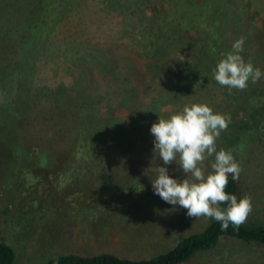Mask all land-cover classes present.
I'll use <instances>...</instances> for the list:
<instances>
[{"label":"trees","instance_id":"1","mask_svg":"<svg viewBox=\"0 0 264 264\" xmlns=\"http://www.w3.org/2000/svg\"><path fill=\"white\" fill-rule=\"evenodd\" d=\"M90 1L89 12L72 8L68 0H0V139L8 142L7 150L33 153L37 167L30 173L24 166L25 175L35 178L47 168L46 156L59 155L54 171L72 179L79 165H97L82 191L90 207L80 209L73 201L71 215L109 219L112 225L138 223L155 216L148 207L158 209V202L141 205L139 197L120 192L115 179L138 170L154 146L150 128L159 118L186 104L206 103L233 117L217 150L232 151L237 158L258 144L264 153V76L231 93L212 76L222 54L241 36V55L264 73V19L259 15L264 5L251 10L264 0ZM133 34L138 57L125 47V38ZM24 141L39 148L25 149ZM225 190L238 200L244 196L241 180L231 176ZM249 217L239 229L230 224L227 230L211 219L149 257L69 253L42 264H186L230 238L264 249V221L252 217L248 222ZM16 260L14 248L0 240V264Z\"/></svg>","mask_w":264,"mask_h":264},{"label":"rangeland","instance_id":"2","mask_svg":"<svg viewBox=\"0 0 264 264\" xmlns=\"http://www.w3.org/2000/svg\"><path fill=\"white\" fill-rule=\"evenodd\" d=\"M68 2L72 8H87V11H91V8H88L92 4L90 0ZM98 2L102 3L103 0ZM261 5L264 3L253 5L251 10ZM259 15L264 19V9ZM133 37L125 38V47L137 53L139 42L137 35L133 34ZM136 53L135 56L138 57ZM180 54L181 51L178 52V55ZM262 100L264 102V96ZM15 136L19 137L18 134ZM7 143V141L2 143L0 139V240L14 248L17 255L16 264H42L57 255L69 253L90 255L102 251L132 259L149 257L169 249L182 236L203 229L211 221L207 217L190 218L186 214V209L179 205L173 206L154 194L152 180L157 175L155 168L165 166L158 156L153 159L154 146L148 149L147 156L140 162L138 170L128 173L138 179L122 174L115 179V185L116 187L122 185L120 192L125 196L139 197L141 205L155 199L158 202V209L148 207L149 210L152 208L156 211L155 216H144L138 223L134 221L135 223L123 222L112 225L109 219L93 221L91 215H80L74 210L76 215L72 216L69 211L73 201L80 209L90 207L91 203H87V200L89 202L91 199L82 191L84 182L92 180L90 175L98 169L97 165L92 167L79 165L77 175L72 179L65 172L54 171L56 168L54 161L59 160V155L55 158L50 157L51 160L46 156V160H49L46 164L49 166L36 172L37 178L36 176L34 178L32 174L23 173L24 166L30 173L37 167L32 166L33 153L29 150L20 152L16 149H13L15 152L7 150ZM23 144L27 147L25 149L39 148L33 141H24ZM257 145L247 150L246 155L235 158L242 166L239 179L243 184V194L252 199L253 208L248 222L254 219L252 217L264 221V175H261L264 173V164L259 162L264 159V153ZM76 156L84 160L80 152H77ZM213 160L214 157H210L206 161L209 171ZM166 167L170 176L180 180L187 178L176 162ZM78 184L81 186L78 187ZM37 204L42 205L43 209L37 210ZM186 264H264V249L241 243L235 238L222 239L215 249L199 254Z\"/></svg>","mask_w":264,"mask_h":264},{"label":"clouds","instance_id":"3","mask_svg":"<svg viewBox=\"0 0 264 264\" xmlns=\"http://www.w3.org/2000/svg\"><path fill=\"white\" fill-rule=\"evenodd\" d=\"M244 44L245 38L241 36L230 51L222 54L213 69V79L226 86L230 93L233 89L246 90L250 81L255 84L264 76L241 55ZM230 123V114L214 112L206 103H192L168 118H159L150 128L154 136L153 159L158 156L165 165L155 168L154 194L173 206L186 209L190 218L207 217L219 222L223 230L230 224L239 229L253 208L250 196L238 200L225 190L229 176L238 180L242 172L232 151L217 150V140ZM210 157L214 160L209 171L206 161ZM172 162H176L187 178L180 180L169 175L166 165Z\"/></svg>","mask_w":264,"mask_h":264}]
</instances>
